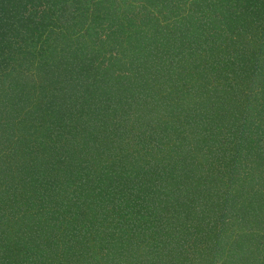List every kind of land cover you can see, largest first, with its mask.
Listing matches in <instances>:
<instances>
[{
  "label": "trees",
  "instance_id": "1",
  "mask_svg": "<svg viewBox=\"0 0 264 264\" xmlns=\"http://www.w3.org/2000/svg\"><path fill=\"white\" fill-rule=\"evenodd\" d=\"M94 1L0 0V61L16 62L0 78V129L30 104L58 134L56 141L39 131L20 135L2 154L0 264H198L197 245L221 241L216 224L239 190L230 188L232 169L244 167L264 188V173L253 175L264 168V46L256 55L245 37L264 0H238L240 10L223 22L229 31L201 8L189 28L167 23L171 33L144 7L156 5L150 0L137 12L125 8L120 20L114 2ZM122 19L132 27L126 32L118 31ZM218 66L220 78H210ZM245 82L259 88L247 92ZM150 103L162 113L158 121L147 117ZM127 114L141 131L135 149L118 153L114 139ZM89 119L95 129L102 122V145L91 126L78 133ZM159 145L160 161L152 157ZM94 154L105 155L102 166L85 170L81 156ZM119 212L124 218L114 219ZM148 217L151 228L136 227Z\"/></svg>",
  "mask_w": 264,
  "mask_h": 264
},
{
  "label": "rangeland",
  "instance_id": "2",
  "mask_svg": "<svg viewBox=\"0 0 264 264\" xmlns=\"http://www.w3.org/2000/svg\"><path fill=\"white\" fill-rule=\"evenodd\" d=\"M98 1L100 3V6L101 4L109 3L108 1L114 2L111 4V6L113 8H117L118 11L120 12L119 19L117 18L118 20H120V18H123L124 16V13H121V12H127L125 8L127 10L129 9L128 10L129 13L139 11L138 9L140 7L151 8V10L154 11L155 17L158 18V22L160 23L159 26H161V28L163 29V32L164 30L170 32V29L169 27H166V24L167 23L171 24V22L177 23L178 21H180L178 25V28H179L181 27L182 23L188 21L189 23H186V25L189 28V25L193 23V19H196V17L200 15L201 8L205 10L206 13H211L212 16H215L216 20L219 21V23L222 22V28H223L222 31H227V30L229 31V29L223 24V22H225V17L229 13L235 14L234 10H237L238 12V10H240L239 8L241 7L239 6L238 0H166L162 6L160 5V3H155V2H161L163 0H160V1L150 0L152 3L154 2L153 4H156V5L144 6V7L141 5L143 0H96L92 4L95 5V3ZM99 3H97V6ZM169 7H172L174 9V12H176L175 15L171 14ZM167 12L170 15L166 14ZM163 13H165V18H163ZM257 16H259L258 18H256L258 20L257 27L252 31L251 34H248V36H245V37L246 39L247 37H249V40H247L248 45L249 43H252V45L256 49L255 54L259 55L260 54L259 52L260 43H262L261 48L264 46V14L261 13L259 15L258 13ZM113 23L116 26L115 21ZM122 23H123L122 29H118L119 32H122V30L126 32L127 30L132 28L130 27L127 29V24L125 22V19H122ZM102 24L104 26V28H102V37H109L108 35L112 32L111 27H110V22L108 20H105ZM178 28L176 29L177 32H178ZM113 30H115L114 27H113ZM227 33L228 32H224L223 34L227 35ZM102 41L109 43V41L104 38H102ZM227 47L231 48L232 46H227ZM2 53L4 55H7V52L4 49ZM261 56H262L261 60H264V51H261ZM183 59L184 58H182V64L184 65L187 64V61L189 60V58H186L184 61ZM34 61H36V59H34ZM163 61H164L165 69L169 68L170 60H168L167 58L165 59L164 57ZM12 64L15 66L16 62L10 60L8 61V64H4L2 63V61H0V78L4 77L5 72L8 71V69L12 66ZM34 64L36 63H32V65H29L28 67L31 68L32 66H34ZM180 64H181V60H180ZM200 66L201 64L200 65L198 64L199 68ZM202 68H203V64H202ZM180 69H181L180 67L175 68V71H174L175 76L173 77L174 79L178 78L177 76L179 72L181 71ZM218 69H222V67L221 66L215 67V69H213L212 73L210 74V78H214V79L220 78L219 75L221 74L219 73ZM190 71L191 70H189L188 72ZM27 77L29 79L33 78L32 76H27ZM23 78L25 79V77ZM133 82H135V80ZM213 82L215 83V85H218L217 80ZM225 84H227V82ZM234 84H230V86L234 87ZM245 84H247V82L242 83L244 90L247 92H250L251 89H256L255 88L256 86H258L259 88V85L252 87V86H244ZM3 85L4 84L0 83V86H3ZM31 99L34 101V98H31ZM95 105H98V104H95ZM189 105H191V103L188 101L187 107ZM82 106L84 107L87 105H82ZM93 107H94L93 104H91V108L94 111ZM36 110L37 109H35V107H32L30 104H28L26 107L23 108L22 112L18 113V117H16L14 114V116L12 117L13 121L12 120L6 121L8 123H5L4 128L2 126V129H0V159L2 157V154L9 153V149H6V147L7 146L11 147L13 142H15V140L20 135L22 137L24 135L27 138H33V136L36 135L37 132L39 131L41 133L44 132L45 134L49 135V139H48L49 141H56L58 134L54 130V125L49 124V122L46 121L47 118L42 117L40 115V112ZM147 111H150L146 113L149 120L155 119V121H158V119H160L162 115L161 111L157 110L152 103H150L149 109ZM92 116H93L92 114H89L88 117H90V119L93 118L92 121L94 124V121L96 118ZM112 117L113 116H110L109 118H106L104 120L108 122L111 120ZM127 118L128 119H125L126 120L125 122L123 121L121 122L122 125L120 126V128L118 127V134L116 138L114 139L115 140L114 147L116 146L117 148L116 151H118V153L121 152L118 149V147H122L124 148V150L135 149L136 141L133 135L141 131L140 129L141 127L138 126L137 123L133 122L132 114H127ZM90 119L88 121L89 125L86 124V125L79 126V129H78L79 134H80V131H82V129L85 130V132H87L90 126L91 128H94L90 124ZM113 120H116V118L114 117ZM18 121H21V123L18 124ZM32 123L35 124L33 127L29 125ZM26 124L27 126L24 127ZM101 124L102 122H100L99 125L97 126L98 129L94 128V130L97 131L96 136H98L99 141H101L100 144L102 145L105 133L102 132V127H100ZM9 125L11 126V128ZM39 126H41V128ZM23 127L27 129L26 133L22 131L24 129ZM46 128L49 130V133L45 130ZM125 128L130 129L131 131H127L126 133H124ZM37 129H41V130H37ZM28 130H35V131L31 133V132H28ZM66 130L69 131L70 128L68 127V129ZM119 130H121L122 132H120ZM220 130L222 129L220 128ZM218 132L220 131H217L216 134H219ZM63 134L65 133L63 132ZM222 135L224 134L222 133ZM75 138L76 140H80L79 136H75ZM61 144L62 146L67 145V143L63 139L61 140ZM92 147L93 146L91 143L90 148ZM159 147L160 145L158 147L157 146L153 147L152 153H154V155H152V157L160 161L163 159L164 153L163 151L159 149ZM97 151L102 152V147H99ZM109 153L110 152H108V154ZM85 157L86 156L82 155L80 158L82 167L85 170L91 169L95 171V170H98L102 166L101 161L102 159L105 158V155L104 156L100 155L98 157H95V154H94V156L90 158L89 161L84 162ZM250 157H251L252 162H254L256 156L250 154ZM164 162H167V160L164 159ZM241 164L245 166V168H248L247 165H244V162H242ZM263 171H264V168L262 169L261 173L254 174L253 172V175L255 177H259L261 176V174L264 173ZM229 182H230L231 189L238 188L239 190L236 191V193L233 195V197L235 198L230 200L229 204L227 205L225 209V215L221 214L220 221H218L216 224V227L218 229L214 231L216 234L220 235L221 241L215 238L213 239L212 233H210L212 240L210 241L202 240L197 245V252H199V254L197 253L195 258L199 256L198 264H207V261L209 262V264H264V188H263V183L260 180V178H258L257 180L256 179L254 180L251 174L246 172L244 170V167L241 169L240 166H238L237 168L234 167L232 169V177H231V180H229ZM82 187H85L83 183H81L79 189L81 188L83 190ZM122 213L123 212L117 213L113 218L123 219L124 215ZM94 214L95 212L90 213V215H94ZM100 217L101 219L99 221L100 223L102 221V228H107L106 223H103V220L105 219V217L104 216H100ZM110 217L112 218V216ZM149 218L150 217L143 219L139 225H136V227L139 226L138 227L139 229H143L144 226H148L149 228H151L152 223L155 220L152 218L151 219ZM114 222L116 223L115 220ZM108 230L113 231L112 229H107V231ZM146 230L147 229H145L146 237L144 239L150 240L151 235L149 234V230H148V233L146 232ZM102 235H105V233H102ZM41 264H58V263L57 261L54 262V259H49V260L44 261Z\"/></svg>",
  "mask_w": 264,
  "mask_h": 264
}]
</instances>
